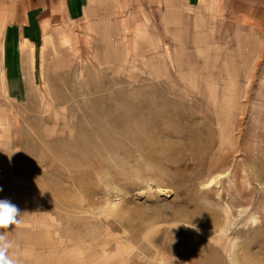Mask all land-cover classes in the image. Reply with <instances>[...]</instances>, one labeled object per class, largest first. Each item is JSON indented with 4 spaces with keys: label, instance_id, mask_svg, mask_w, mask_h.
<instances>
[{
    "label": "rangeland",
    "instance_id": "rangeland-1",
    "mask_svg": "<svg viewBox=\"0 0 264 264\" xmlns=\"http://www.w3.org/2000/svg\"><path fill=\"white\" fill-rule=\"evenodd\" d=\"M236 1L100 0L31 44L0 0L18 264H264V14Z\"/></svg>",
    "mask_w": 264,
    "mask_h": 264
},
{
    "label": "crops",
    "instance_id": "crops-1",
    "mask_svg": "<svg viewBox=\"0 0 264 264\" xmlns=\"http://www.w3.org/2000/svg\"><path fill=\"white\" fill-rule=\"evenodd\" d=\"M100 0H11L20 7L12 14L11 22L5 25L3 35L12 34L31 41L41 42L45 36L53 38L64 27L80 28V22L87 26V17L93 5ZM233 2L241 4L240 1ZM258 5L264 14V0H251L243 4L246 8ZM86 25V26H85ZM20 51V46L18 47Z\"/></svg>",
    "mask_w": 264,
    "mask_h": 264
},
{
    "label": "clouds",
    "instance_id": "clouds-1",
    "mask_svg": "<svg viewBox=\"0 0 264 264\" xmlns=\"http://www.w3.org/2000/svg\"><path fill=\"white\" fill-rule=\"evenodd\" d=\"M21 215L20 209L15 204L7 199L0 200V264H18L14 254H10V249L14 247L13 242L3 230L18 224Z\"/></svg>",
    "mask_w": 264,
    "mask_h": 264
},
{
    "label": "bare ground",
    "instance_id": "bare-ground-1",
    "mask_svg": "<svg viewBox=\"0 0 264 264\" xmlns=\"http://www.w3.org/2000/svg\"><path fill=\"white\" fill-rule=\"evenodd\" d=\"M41 80V79H40Z\"/></svg>",
    "mask_w": 264,
    "mask_h": 264
}]
</instances>
